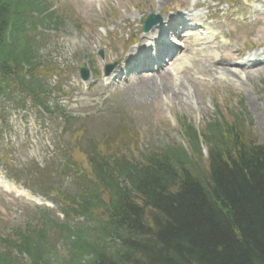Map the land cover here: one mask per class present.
<instances>
[{"label": "trees", "instance_id": "trees-1", "mask_svg": "<svg viewBox=\"0 0 264 264\" xmlns=\"http://www.w3.org/2000/svg\"><path fill=\"white\" fill-rule=\"evenodd\" d=\"M32 3L46 12L40 0ZM9 5L10 0H0V33L11 16ZM34 25L30 19L28 26ZM26 29L21 24L11 37L0 34L3 90H33L36 84L40 52L22 44L20 33ZM25 65L30 67L28 82L19 74ZM247 129L239 115L206 125L213 152L209 174L188 167L182 146L101 167L111 218L97 220L90 239L91 227L84 230L86 240L79 236L78 249L93 256L88 264H264V145H257ZM32 258L33 264H51V257Z\"/></svg>", "mask_w": 264, "mask_h": 264}, {"label": "rangeland", "instance_id": "rangeland-1", "mask_svg": "<svg viewBox=\"0 0 264 264\" xmlns=\"http://www.w3.org/2000/svg\"><path fill=\"white\" fill-rule=\"evenodd\" d=\"M55 1L57 2L58 6H67L69 9L67 13L74 18L75 24L79 23L82 27L86 26L85 28L92 27L91 24L94 19L92 18L93 12L90 4L84 6L79 2L80 0ZM143 1L148 2L150 0H121V4L125 5L128 3L139 5ZM158 1H166L167 3L170 2V0ZM85 17L89 18L90 20L86 21ZM214 21L218 28L222 29L220 21ZM193 72L194 71L190 68L186 69L182 73L183 78H185L187 82H190V84L187 86H190L194 89V92H191V95L188 93L190 98L184 97L185 99H183L177 98L176 96L172 97L165 95L161 97L163 100L159 101L160 95L159 98L156 95L158 93L156 85L153 83L154 81H150V85L152 84L150 86V92L144 87L143 84H140L138 87L137 84L139 82L137 81L134 83L133 81L132 83L123 86L120 89V92H111L109 95L105 96L108 98L83 102H87L89 106L101 105L97 109H101L103 113L99 112L96 113V115L102 118H111V115L115 113V115H121L131 119L143 135V138L140 137V145H143V143H152L154 147H161L162 145L167 144L168 140H176L182 143L181 134L176 123L178 116L180 117L181 114L185 115L188 119L190 118L189 120L193 122L195 127L201 129L205 123L203 121L205 116H209L211 114L210 111H212L205 107L204 100L212 107L215 106L216 103L225 102L226 98L232 96L225 93L219 94L218 90L212 91L211 88L205 86L206 83H203L198 78H196L193 75ZM143 82L145 81H142V83ZM253 87L255 89L258 87L257 82L254 83ZM186 89H188V87ZM250 89L251 88L244 89V91L247 92ZM163 101H167L168 104H162ZM104 102L106 103L103 104ZM258 102V99L254 103L250 100L247 104V107L251 117L254 116V126L252 127V130L259 140V143L264 144V106H262L260 109L259 105H257ZM69 106H75V104H71ZM155 108H157V112L154 111ZM152 112H156L155 115ZM170 112L173 113V118L168 120L167 115ZM94 124L99 126L100 122L94 121ZM205 151L206 148L203 149L204 154ZM27 218V215L20 219L6 212L0 211V224L3 228H7L9 226L7 228L8 231H11L10 227H26L27 220L25 219Z\"/></svg>", "mask_w": 264, "mask_h": 264}, {"label": "bare ground", "instance_id": "bare-ground-1", "mask_svg": "<svg viewBox=\"0 0 264 264\" xmlns=\"http://www.w3.org/2000/svg\"><path fill=\"white\" fill-rule=\"evenodd\" d=\"M149 89H150V86H149Z\"/></svg>", "mask_w": 264, "mask_h": 264}]
</instances>
